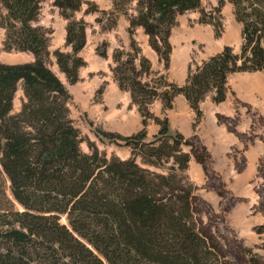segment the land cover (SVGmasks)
Returning a JSON list of instances; mask_svg holds the SVG:
<instances>
[{"label": "trees", "instance_id": "obj_1", "mask_svg": "<svg viewBox=\"0 0 264 264\" xmlns=\"http://www.w3.org/2000/svg\"><path fill=\"white\" fill-rule=\"evenodd\" d=\"M228 1L243 25L240 52L225 46L201 64L193 62L184 85L170 81L167 73L153 74L134 35L142 27L169 70L170 37L178 17L201 9V22L212 23L202 0H113L111 12L89 3L87 13L102 12L109 20L106 29L113 28L121 14L129 17L133 52L118 49L113 71L121 89L131 92L145 126L153 118L150 106L156 100L170 110L178 95L196 111V126L203 117L200 104L209 94H215V103L226 100L232 74L264 71V0ZM42 2L0 0L6 11L0 14L7 32L3 49L34 55L26 63L0 61V170L13 201L22 208L0 209V264H229L217 239L198 228L194 187L178 174L186 172L192 157L182 147L192 143L171 132L168 117L157 119L161 130L149 144H160L150 149L146 129L131 136L97 130L101 139L130 147L134 157H108L93 142L91 153L83 151L85 137L71 117L72 95L50 66L53 30L36 24ZM84 2L54 0L69 20L66 44L72 48L58 49L54 56L71 85L79 82L80 69L87 64L80 52L87 44L88 23L73 19ZM226 2L219 0L215 12ZM214 26L220 37L221 21ZM99 54L107 56L106 50ZM21 85L25 99L14 113ZM137 155L151 165H161L164 158L175 165L160 174L141 166ZM247 264L263 263L252 258Z\"/></svg>", "mask_w": 264, "mask_h": 264}, {"label": "rangeland", "instance_id": "obj_2", "mask_svg": "<svg viewBox=\"0 0 264 264\" xmlns=\"http://www.w3.org/2000/svg\"><path fill=\"white\" fill-rule=\"evenodd\" d=\"M132 7V13H135L136 5ZM218 7L219 0H202V9H205L207 20L212 23L201 22L200 9L179 16L172 29L171 35L175 39H185L190 43L193 62L201 64L204 58H209L225 46L233 47L236 53L241 50V34L234 39L235 28L242 25L236 18L235 6L227 0L219 14L215 12ZM0 14H6L1 5ZM99 17L104 20L102 29H106L109 20L101 13ZM218 21L222 23L220 37L216 36L214 26ZM1 23L0 17V61L23 60L27 57L24 52L3 49L7 32ZM206 29L212 30L210 39L194 37L197 32ZM100 50L107 52V43L99 45L98 52ZM123 51L132 53L133 49ZM123 59L126 60L127 55ZM53 64L50 58V66L54 67ZM237 77L233 74L229 77L226 100L214 103L216 110L213 119L203 115L196 126L195 120V133L187 138L192 144L182 147L184 152L191 153V161L186 172L178 174L187 177L193 185L194 217L198 228L217 239L223 248V258L229 264H247L252 258L264 264V71L250 72L247 80L252 85L251 90L247 86L245 89L237 88ZM101 92L102 89L98 95ZM24 99L21 85L15 98L14 113L21 110ZM73 111L76 126L81 127L85 137L81 144L83 151L91 153L89 142L97 141L100 151L109 157L124 152V148H120L122 145L116 144L119 146L116 148L112 142L99 143L97 130L100 128L86 119L87 127L84 126L76 109L73 108ZM154 137H147L145 142L149 144ZM159 144L156 142L154 145ZM154 145L149 144L147 149ZM131 157H134L133 151ZM136 158L141 166L160 174H167L175 165L173 159L164 158L161 165L155 166L140 155ZM10 206L22 210L13 201L9 182L0 170V209L6 210ZM62 222L68 223L67 218L62 217Z\"/></svg>", "mask_w": 264, "mask_h": 264}, {"label": "crops", "instance_id": "obj_3", "mask_svg": "<svg viewBox=\"0 0 264 264\" xmlns=\"http://www.w3.org/2000/svg\"><path fill=\"white\" fill-rule=\"evenodd\" d=\"M84 1L81 10L75 12L73 19H84L88 23L87 44L80 52V56L87 64L80 69L79 82L73 85L68 82L65 74L60 71L54 56V52L58 49L66 51L72 50V48L66 44L69 20L66 19L62 15L61 10L54 5V0H43L42 2L41 15L36 24L53 30L49 44L51 59L54 63V67L51 68L68 86L72 95L70 110L71 117L74 121L75 116L73 114V108L76 109V113L80 115L79 119L81 123L86 127V121H88L90 124L92 123V125L99 127L105 132L118 133L123 136L134 135L145 128L144 118L138 107L133 104L131 92L121 89L113 71V68L116 66L114 59L115 52L118 49H131L132 36L129 32V17L125 14H121L117 19V24L113 28L102 29L104 20L100 23L98 22V19L100 18L99 15L100 13L102 14V12L87 13L89 3L96 4L100 11L111 12L114 9L113 0ZM130 12L132 13V10H130ZM242 30V25L235 28V40L240 37L241 34V40L243 41ZM211 31V29H206V31L202 30V32H197V35L194 37L198 36L201 40L210 39ZM134 38L141 48V55L151 61L153 74H163L167 72L170 81L179 85H184L186 83L189 69L193 62V48L190 43L185 39H175L174 36L171 35L170 42L173 50L171 54L170 68L166 71L164 63L160 60L157 52L151 47L149 36L142 27L136 29ZM102 43H107L106 57L101 56L98 52V47ZM223 48L224 47L215 54L221 52ZM24 53L27 57H24L23 60L3 62L7 64H20L34 60V55L32 53ZM215 54H212L211 56ZM207 58L208 57L204 59L206 60ZM233 75H238L235 79L238 86L237 88L245 89L247 86L250 88L249 90H251L252 85L247 80L250 78V72L234 73ZM149 79H151V77H145V80ZM101 89L102 92L98 95V92ZM214 95V93L209 94L200 104L203 115H207L210 120L213 119L212 116L216 110V107H214L215 102L213 100ZM150 111L153 115V119L149 120L148 125L146 126L147 137L155 136L160 132L161 125L157 119L163 120L166 117H168L172 133L178 131L185 138L192 137L195 133L193 124L197 118V114L184 95H178L175 98L173 107L170 110H165L163 102L157 100L152 106H150ZM78 128L81 130V127ZM98 138L99 143H111L108 141L106 142V139ZM93 142L99 148L97 141ZM111 144L116 148H119L116 143ZM120 148H124V152L117 153V156L121 159H129L132 155L131 148L127 146H120Z\"/></svg>", "mask_w": 264, "mask_h": 264}]
</instances>
